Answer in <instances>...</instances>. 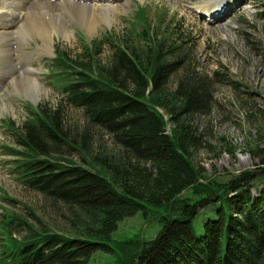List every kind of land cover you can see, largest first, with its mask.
Returning a JSON list of instances; mask_svg holds the SVG:
<instances>
[{"label": "trees", "instance_id": "obj_1", "mask_svg": "<svg viewBox=\"0 0 264 264\" xmlns=\"http://www.w3.org/2000/svg\"><path fill=\"white\" fill-rule=\"evenodd\" d=\"M147 33L141 48L124 32L102 43L109 47L105 61L95 60L100 45L77 59L68 52L56 58L64 100L110 133L118 150L87 151L78 132L64 128L60 108L34 106L5 153L16 180L65 206L69 230L3 214L0 264H90L99 250L123 254L126 264H264V187L257 184L264 153L258 170L225 181L191 161L190 149L201 143L190 120L210 106L209 79L181 46L188 35L169 42L174 31L167 26ZM64 148L78 151L83 163L50 155ZM146 204L168 208L156 235L112 238L118 222L145 213ZM203 209L208 217L197 234L192 221Z\"/></svg>", "mask_w": 264, "mask_h": 264}, {"label": "rangeland", "instance_id": "obj_2", "mask_svg": "<svg viewBox=\"0 0 264 264\" xmlns=\"http://www.w3.org/2000/svg\"><path fill=\"white\" fill-rule=\"evenodd\" d=\"M222 2L131 0L121 13L116 14L112 24L103 22L91 33H87L86 28L75 20L62 18V22L68 25L69 38L51 30L47 39L51 46L49 51L39 53L44 39L36 32L21 30L18 42L23 52L32 53L31 64L37 69L34 75L42 88L36 99L20 89L7 90L9 79L2 78V72L8 68L16 72L18 66L0 61V227L3 214L15 212L29 218L37 227L43 225L57 231L69 230L64 215L65 206L48 200L40 192L16 180L10 169L11 157L5 153V148L15 147L14 130L25 122L34 106L42 105L51 110L60 108L64 128L74 136L78 132L75 139L79 141L83 138L87 151H117L110 133L100 126L90 125L82 108L64 100L59 80L62 77L55 71V60L62 52H68L77 59L82 57L85 49L91 48L94 53L100 45V53L95 60L105 61L109 56V47L101 44L108 43L123 32L136 48L143 47L144 39L149 37V29L156 31L169 27L174 31L169 42H173L175 35L189 36L188 43H181V46L189 48L195 72L209 79L212 94L208 109L195 112L190 120L201 143L190 149V159L195 165L202 166L208 175L219 181H225L239 171L261 167L264 153V0ZM41 11L50 12L47 9ZM174 80L175 77L170 78L169 87ZM170 127L168 124L167 129ZM50 155L83 163L80 153L68 148L59 153L50 151ZM257 184L264 187V178L258 179ZM189 193L187 189L182 195ZM5 198L15 199L16 203L10 204ZM167 210L165 205L146 204L145 213L140 210L119 221L112 238H153L161 228V218ZM207 217L203 209L192 221L197 234L202 232V222ZM15 234L22 236V232ZM122 256L115 257L99 250L92 254L90 264H126Z\"/></svg>", "mask_w": 264, "mask_h": 264}, {"label": "bare ground", "instance_id": "obj_3", "mask_svg": "<svg viewBox=\"0 0 264 264\" xmlns=\"http://www.w3.org/2000/svg\"><path fill=\"white\" fill-rule=\"evenodd\" d=\"M226 1L228 0H223L222 3ZM129 2L131 0H0V61L18 66L16 72H12L13 68L2 72V78L9 79L7 90L20 89L36 99L42 88L34 75L37 69L31 64L32 53L23 52L18 42L21 30L36 32L44 39L38 53L49 51L51 46L47 39L51 30L69 38L68 25L62 22V18L75 20L86 28L87 33H91L103 22L112 24L116 14L121 13ZM43 9L50 12L42 13ZM56 10L61 12L57 13Z\"/></svg>", "mask_w": 264, "mask_h": 264}, {"label": "water", "instance_id": "obj_4", "mask_svg": "<svg viewBox=\"0 0 264 264\" xmlns=\"http://www.w3.org/2000/svg\"><path fill=\"white\" fill-rule=\"evenodd\" d=\"M31 102H32L34 105H35V103H36L35 101H33V99H32V101H31Z\"/></svg>", "mask_w": 264, "mask_h": 264}]
</instances>
